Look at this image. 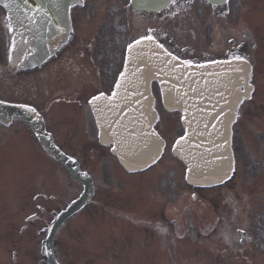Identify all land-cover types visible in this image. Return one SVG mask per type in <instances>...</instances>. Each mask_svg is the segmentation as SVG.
Listing matches in <instances>:
<instances>
[{
	"label": "rangeland",
	"instance_id": "374dc122",
	"mask_svg": "<svg viewBox=\"0 0 264 264\" xmlns=\"http://www.w3.org/2000/svg\"><path fill=\"white\" fill-rule=\"evenodd\" d=\"M227 5L226 16L217 18L208 5L197 0L193 16L201 31L188 43L195 53L198 49L196 56L210 49L223 50L225 45L230 47L227 39L249 42L251 46L247 55L254 62L255 90L239 109L233 127L234 178L220 189L190 190L183 182V166L171 157L170 147L155 169L125 175L117 163V169L112 167L116 161L108 154L91 152L96 130L89 111L75 114L74 108L62 101L49 112L46 105L48 97L54 98L55 85L48 87L42 79L33 89L29 85L33 79L12 75L9 79L13 86L6 88L0 75V97L16 103L31 100L46 109L56 140L81 159L96 179L94 203L58 235L57 253L63 264H155L157 255L160 264H264V0H230ZM109 16L107 9L105 23ZM140 20L132 19L135 36L150 26ZM2 21L0 10V53H5L1 47ZM220 23L222 27L217 26ZM117 24L111 29V33L119 35L113 40L115 53L123 30ZM171 26L178 28L179 22L173 21ZM208 29L211 32L206 34ZM246 34L248 41H244ZM50 77L58 89L57 97L65 91V99L75 98L77 89L68 92L70 72ZM97 88L98 85L90 88V93L83 92V101ZM17 91L25 92L24 99H16ZM159 110L157 128L171 144L182 130L179 116L164 112L160 106ZM36 144L22 121L7 128L0 124V264H38L42 259V228L82 191L60 166L36 149ZM177 194L181 203H172ZM195 195L204 200L201 206ZM32 214L36 218L28 219ZM239 231L246 233V239L241 237L245 249L233 253L230 249L234 240L238 242ZM248 235L252 241H247ZM163 244L166 247L160 251Z\"/></svg>",
	"mask_w": 264,
	"mask_h": 264
},
{
	"label": "water",
	"instance_id": "95a60500",
	"mask_svg": "<svg viewBox=\"0 0 264 264\" xmlns=\"http://www.w3.org/2000/svg\"><path fill=\"white\" fill-rule=\"evenodd\" d=\"M75 0H0L4 7L5 3L10 5L5 8L8 13L9 23L12 28V37L14 43V63L24 59L25 65H33L38 59H43L64 35L59 28L63 27L68 20L69 6ZM142 3V7L135 4L136 9L156 10L157 0H136ZM221 2V0H212ZM36 57H33V55ZM40 57V58H39ZM132 57H138L140 65H137L142 71V83L145 94V113L146 125L145 133L149 134L147 138H125L123 133L111 136L117 147L115 154L119 157L121 163L128 170H138L148 164L153 163L162 152V141L156 140L151 136L152 122L154 113L152 110V97L150 94V81L156 79L162 90L164 105L169 110L180 109L184 111V126L186 134L180 145L175 146L174 153L182 159L190 169L189 181L193 185L209 186L219 184L227 180L233 168V157L230 149V125L234 118V111L242 97H246L250 90L248 80L250 79L251 67L246 61L236 60L220 64H209L204 66H188L175 57L170 55L164 49L159 47L154 41H141L134 45L129 52V65L126 75L121 79L122 87L118 88L117 95L113 99H102L99 102L94 101L96 115L98 117L101 131L107 129L109 120L102 114V108L105 104L114 105L122 99L125 91L126 82L129 78L130 71L133 70L134 60ZM133 67V68H132ZM131 68V69H130ZM221 68L229 73L230 78L239 76L237 82L228 88L235 86L236 99L228 107V113L223 117L220 115V109L215 113L210 110L206 113L204 110L208 99L203 98L198 93V88L205 94L203 85L205 81L199 80L198 76L208 71H214ZM244 86L245 92H239L238 87ZM247 90V91H246ZM196 93L198 103L202 105L201 117L197 116L196 110ZM230 96V97H231ZM101 110H100V108ZM211 109V108H210ZM215 109V106L212 108ZM33 109L0 103V121L7 123L13 116L23 117L37 134L41 144L49 151L53 157L84 185V193L69 205L67 210L63 211L53 222L52 234L47 240L48 245V264H57L52 252V240L59 225L68 217L80 210L88 201L93 193L91 179L85 173L81 172L78 164L62 153L53 142L50 134L44 130L41 118ZM110 121H114L113 111H109ZM113 117V118H112ZM199 122V123H198ZM112 126V125H111ZM104 134V133H103ZM201 134V135H200ZM209 134V136H207ZM216 134H222L216 140ZM104 136V135H103ZM157 136V135H156ZM158 137V136H157ZM130 140V141H129ZM132 140V141H131ZM198 140L202 143L195 146ZM104 141H108L104 140ZM119 141V143H117ZM208 141V142H207ZM160 143L159 150L156 144Z\"/></svg>",
	"mask_w": 264,
	"mask_h": 264
},
{
	"label": "bare ground",
	"instance_id": "6f19581e",
	"mask_svg": "<svg viewBox=\"0 0 264 264\" xmlns=\"http://www.w3.org/2000/svg\"><path fill=\"white\" fill-rule=\"evenodd\" d=\"M239 76H234L232 78L229 77V74L224 70H220L217 72L206 73V75L202 78L207 84L203 85L202 88L206 91L207 89H211L212 98L207 101L210 105H218L222 106V112L226 111L225 107L226 95L231 96L234 93L235 87L233 86L228 90V85L231 86L237 82ZM230 82V84H229ZM132 82H129L127 85V89L129 92V99L127 100L129 104V112L125 113L122 110V107L119 106L116 108V112L114 113V123L113 126L120 133L122 130H126L131 128L135 131V134H139L140 125L142 124V133L143 128L146 124V113L144 110V100L143 93L141 89L133 87ZM220 87V88H219ZM221 95L222 102L219 100V96ZM200 96V95H199ZM198 96V97H199ZM203 97V95H202ZM234 100V99H232ZM202 112V105L198 104L196 109V114H200ZM223 115V114H222ZM198 141V146H199Z\"/></svg>",
	"mask_w": 264,
	"mask_h": 264
},
{
	"label": "flooded vegetation",
	"instance_id": "af4514ba",
	"mask_svg": "<svg viewBox=\"0 0 264 264\" xmlns=\"http://www.w3.org/2000/svg\"><path fill=\"white\" fill-rule=\"evenodd\" d=\"M87 4V3H86ZM90 5H92V6H97L95 3H90ZM179 6H181V4L178 2L177 3V7H179ZM99 23V28H100V30H102V25L100 24V22H98ZM100 34H101V31H100ZM100 34H99V36H100ZM99 36H98V38H99ZM231 42V41H230ZM82 50H81V57H86L87 58V60H84V64L83 63H81L82 64V66L84 65V71L85 72H90L89 70H88V64L89 63H91L92 61H93V59H94V57H95V54H94V49H93V46H92V44H82ZM80 49H78L77 50V52H75V56H77L78 55V51H79ZM231 51H232V48H225L224 50H222V51H220V52H216L215 54H214V56H225V55H227V54H230L231 53ZM90 52H91V54L92 55H90ZM73 59V58H72ZM69 65H72L71 63L69 64ZM71 68H72V66H70ZM73 68L75 69V70H78L79 69V66H73ZM5 79V81L8 83V78H4ZM33 82H34V80L33 81H31L30 82V84H33ZM24 96V95H23Z\"/></svg>",
	"mask_w": 264,
	"mask_h": 264
},
{
	"label": "snow or ice",
	"instance_id": "6c2138e0",
	"mask_svg": "<svg viewBox=\"0 0 264 264\" xmlns=\"http://www.w3.org/2000/svg\"><path fill=\"white\" fill-rule=\"evenodd\" d=\"M225 2H226V0H225ZM4 7L5 8H9L10 7V5L8 4V3H5L4 4ZM11 30V29H10ZM149 31H151V30H149ZM143 39H147V40H149V41H151L152 39H153V37L152 36H147V37H144ZM135 44H139L140 43V41H135L134 42ZM161 47H162V45H161ZM133 48V44H129L128 45V49L129 50H131ZM236 59H241L240 57H236ZM121 76L123 77L124 76V73H121ZM117 87L119 88V87H122V85L121 84H117ZM117 95V93H113V97H115ZM113 97H108L107 99L108 100H111V99H113ZM102 99H104V94L103 93H101L99 96H94V97H92V100L91 101H89V103L91 104L93 101H96V102H99V101H101ZM0 103H2V102H0ZM32 111H34V110H32ZM151 136H153V137H156V140L157 141H159V137H157L156 136V133L155 132H153V133H151ZM185 139V137H181L180 138V140H177L176 141V145H177V147L180 145V143H181V141L182 140H184ZM117 143H119V141H117ZM156 147H157V149L159 150V148H160V143H157L156 144ZM174 150H176V149H174Z\"/></svg>",
	"mask_w": 264,
	"mask_h": 264
}]
</instances>
